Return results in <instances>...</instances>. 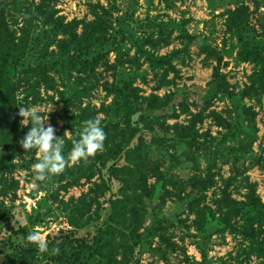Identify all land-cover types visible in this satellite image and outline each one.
<instances>
[{"label": "rangeland", "instance_id": "obj_1", "mask_svg": "<svg viewBox=\"0 0 264 264\" xmlns=\"http://www.w3.org/2000/svg\"><path fill=\"white\" fill-rule=\"evenodd\" d=\"M18 1L44 4L56 25L76 22L73 30L63 31L39 18L41 30L45 25L53 29L39 47L48 45L47 57L28 56L7 72L17 97L26 98L45 119L48 115L47 123L64 138V146L89 119L124 130L129 87L144 99L186 90L189 96L183 97L196 105L164 121L172 131L176 125L193 128L196 139L188 150L175 142L153 146L148 132L139 133L162 172L173 176L174 186L167 187L170 195L162 205L137 206L134 233L131 227L122 230L126 239L119 233L106 237L113 243L110 251L129 247L117 252L118 264H264V62L240 58L247 51L264 60V0ZM98 19L104 33L95 37L102 38L85 44L86 27ZM233 20L239 23L232 25ZM175 51H181L172 60L176 71L166 78V65H154ZM38 65H46L45 77L25 76ZM215 73L228 84V93L218 86ZM132 122L141 127L139 114ZM184 152L193 162L174 168V155ZM101 155L106 159L110 153ZM93 158L89 179L75 180L77 163L41 182L32 172L37 153L21 147L2 173L10 190L0 196V209L10 215L0 223V264L7 253L38 251L27 242L28 231L41 232L48 242L72 232L97 244L110 224L107 201L117 199L121 190L113 168L125 161L117 157L100 167ZM195 178L205 180L208 188L192 191ZM100 192L104 195L97 200ZM225 197L233 204L222 209ZM15 217L24 218L19 229L13 226ZM49 264L94 263L63 256Z\"/></svg>", "mask_w": 264, "mask_h": 264}, {"label": "trees", "instance_id": "obj_2", "mask_svg": "<svg viewBox=\"0 0 264 264\" xmlns=\"http://www.w3.org/2000/svg\"><path fill=\"white\" fill-rule=\"evenodd\" d=\"M46 8L44 4L35 7L32 3L18 0H3L0 2V196H6L8 190H10L8 181L2 177V173L20 156L21 147L17 145L19 144L18 141L31 128L30 123L27 127H22L19 123L21 119L17 115L19 106L21 104L29 106V103L26 98L19 99L17 97L16 88L8 82V69L21 66L28 56L47 57L48 45L41 49L39 47L43 40L49 39V34L53 29L47 30L48 25H45L46 27L44 26V29L41 30L38 23H36L39 18L47 19L49 25H54V28L63 31L73 30L72 28L76 23H70L67 26L62 25V23L56 25L53 21L54 13H49ZM234 15V13H230V18H233ZM237 23L239 22L233 20L232 25ZM103 28L99 24V19L89 24L85 29V34L88 38L83 39L85 44H89L90 38H93L94 41L102 38H96L95 36L102 35L104 33ZM186 37L187 39L190 38ZM63 43L61 42L59 45H63ZM75 44H77V41H75ZM180 53L181 51H175L168 58L165 57L158 60L154 66L164 68L166 65L165 77L167 78L171 72L176 71L172 65V60L177 58ZM61 54L64 55L65 53ZM240 58L243 62H264L257 53L252 54L247 51L240 54ZM92 61H94V65H97L99 57L95 56ZM150 62L152 63V61ZM29 70L25 74L26 77L31 72L45 77L48 72L46 65H38L37 67L29 68ZM214 78H216L218 86L228 93V84L224 78L219 73H215ZM187 95L186 90H177L162 99L154 96L144 99L137 95V90L129 87L124 95L126 104L129 106L126 107L128 112L125 115V129L121 130L114 124L102 127L106 133V140L104 141L103 150L93 156L95 163L100 164V167H104L108 162L115 161L117 157H124L125 165L113 168L112 176L121 183V190L117 199L111 198L107 201L111 210L110 224L107 226L106 231H101L97 244L88 243L83 238H78L74 233L69 232L59 239H52L48 242L50 250L53 248L60 249L58 255H52L50 252L40 253L33 249L26 252L14 251L4 256L2 264H49L56 262L63 256H67L71 260L88 258L94 264H118L116 260L117 252L123 249L127 250L129 247L120 245L116 251L114 248L110 251L109 249L113 246V243L111 242L112 240L106 237L119 233L123 239H126L128 234L126 235L122 230L134 227L130 232L134 233L138 225L139 214L137 206L162 205L170 195L167 187L170 185L174 186L173 176H168L162 172L160 165L150 156L145 138L139 133L141 131L148 132L151 135V144L153 146H163L167 142H175L181 146L183 145L185 150L192 147L196 135L191 126L176 125L172 131L164 123L166 119L177 118V110L186 112L190 107L196 106L194 102L190 103L187 101L188 98L183 97ZM135 114H139L141 127L133 125L132 118ZM222 126H225V124ZM73 139H79V133L72 135V138L66 141L64 149L69 152L73 147ZM135 141L136 144L132 146ZM104 152L110 153L106 159L104 158L105 156L101 155ZM36 153L35 149L28 152L30 155H35ZM90 158L87 163L79 162L75 173H73L76 181L84 178L89 179V173L93 169ZM173 158H175L174 168L183 165L185 161L193 162L190 156L186 157L185 152L180 155L177 153ZM101 160L102 162H100ZM150 178L155 179L154 185L148 184ZM190 182H192V191L206 190L208 188V185L203 186L205 180H197L195 178L190 180ZM103 195L104 192H100L97 195V200ZM224 199L226 200H222L220 206L222 209L225 206V208H229L228 204H233V202L227 197ZM98 206L100 207V204ZM9 215L8 210L0 209V223H5L9 220ZM104 236L105 238H103Z\"/></svg>", "mask_w": 264, "mask_h": 264}, {"label": "clouds", "instance_id": "obj_3", "mask_svg": "<svg viewBox=\"0 0 264 264\" xmlns=\"http://www.w3.org/2000/svg\"><path fill=\"white\" fill-rule=\"evenodd\" d=\"M49 113V112H48ZM21 117L19 123L22 127L31 124L29 131L18 141L20 146L27 153L36 150L39 160L32 165V172L38 181H46L50 175L61 174L69 164H77L81 161L87 163L90 157L102 151L106 133L101 127L99 118L84 121L79 139L72 140V149L67 157L64 155V138L55 135V128L47 123L35 107L24 104L19 106L17 113ZM65 134L64 136L66 135ZM17 229L23 226L24 218L15 217L12 221ZM27 242L35 244L40 253L58 255L59 248L49 249L47 239L39 231H28L25 236Z\"/></svg>", "mask_w": 264, "mask_h": 264}]
</instances>
